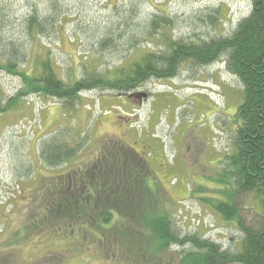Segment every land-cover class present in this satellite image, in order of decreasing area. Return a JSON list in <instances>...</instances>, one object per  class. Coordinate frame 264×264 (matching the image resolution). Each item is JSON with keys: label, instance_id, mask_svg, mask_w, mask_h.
Segmentation results:
<instances>
[{"label": "rangeland", "instance_id": "374dc122", "mask_svg": "<svg viewBox=\"0 0 264 264\" xmlns=\"http://www.w3.org/2000/svg\"><path fill=\"white\" fill-rule=\"evenodd\" d=\"M252 6L253 0H0V64L10 59L33 74L37 60L50 52L59 76L70 83L86 68L104 72L143 51L165 50L163 34L195 44L230 36ZM33 17L54 22L40 32L39 25L29 27ZM152 20L159 25L147 28ZM11 44L24 60L12 57ZM22 86L19 75L0 69V252L13 250L19 264L42 258L133 264L117 262L106 253L108 245L83 228L73 235L50 233L47 225L25 230L38 218L39 205L64 184L60 176L71 172L79 185L83 167L91 168L112 140L148 158L182 235L196 234L230 251L240 245L238 225L202 201L222 198L215 178L232 151L230 131L242 101V83L224 59L206 67L185 63L176 78L147 82L138 91L149 96L138 105L127 95L99 90L82 92L75 104L35 93L15 98ZM71 148L76 154L63 159ZM242 200L244 222L254 226L258 203L252 195ZM189 248L173 245L168 264H177Z\"/></svg>", "mask_w": 264, "mask_h": 264}, {"label": "trees", "instance_id": "16d2710c", "mask_svg": "<svg viewBox=\"0 0 264 264\" xmlns=\"http://www.w3.org/2000/svg\"><path fill=\"white\" fill-rule=\"evenodd\" d=\"M53 22L52 17L40 22L33 17L29 27L34 30L39 25L40 32H44ZM161 22L165 24L168 19L162 18ZM149 25L147 28H153L159 22L152 20ZM151 33L152 30L148 31ZM163 36L165 50L143 51L137 58L124 60L104 72L86 68L81 78L70 83L59 76L50 52L37 60L33 74L20 71L17 62L10 59L1 63L0 69L22 78L23 86L15 98L35 93L75 104L85 91L128 95L151 80L176 78L185 63L206 67L224 59L228 71L242 83V101L235 113V129L230 131L234 138L232 151L215 178L222 186V198L206 197L202 201L218 212L223 221L238 225L242 233L240 245L230 251L202 236L182 235L173 217L172 204L148 158L125 142L115 140L94 158L91 168L83 167L79 185L73 184L71 172L60 176L65 178L64 184L58 187L56 195L49 196L51 203L39 205L38 218L25 230L30 234L35 225H47L49 232L57 235H73L81 228L89 230L102 247L108 245L106 253L117 262L168 264L166 254L178 245L190 248L184 250L177 264H264V0H253L249 16L239 22L230 36L198 44ZM111 41L105 40L103 46ZM8 47L12 57L26 58L20 48L13 44ZM4 110L5 106L0 105V112ZM66 151L63 159L76 154L75 148ZM250 195L260 208L254 226L246 224L241 214L242 199ZM13 252H0V264H19ZM35 264L62 262L42 258Z\"/></svg>", "mask_w": 264, "mask_h": 264}, {"label": "flooded vegetation", "instance_id": "af4514ba", "mask_svg": "<svg viewBox=\"0 0 264 264\" xmlns=\"http://www.w3.org/2000/svg\"><path fill=\"white\" fill-rule=\"evenodd\" d=\"M133 93H145V92L137 90V91H135ZM148 96H149V94H148ZM148 96H147V98H148ZM147 98L131 97L130 100H132V102H134L135 104L138 105V104L143 103Z\"/></svg>", "mask_w": 264, "mask_h": 264}, {"label": "water", "instance_id": "95a60500", "mask_svg": "<svg viewBox=\"0 0 264 264\" xmlns=\"http://www.w3.org/2000/svg\"><path fill=\"white\" fill-rule=\"evenodd\" d=\"M128 96L130 98L131 97L147 98L148 94L147 93H131Z\"/></svg>", "mask_w": 264, "mask_h": 264}, {"label": "bare ground", "instance_id": "6f19581e", "mask_svg": "<svg viewBox=\"0 0 264 264\" xmlns=\"http://www.w3.org/2000/svg\"><path fill=\"white\" fill-rule=\"evenodd\" d=\"M145 93H147V92H145ZM148 94V93H147Z\"/></svg>", "mask_w": 264, "mask_h": 264}]
</instances>
